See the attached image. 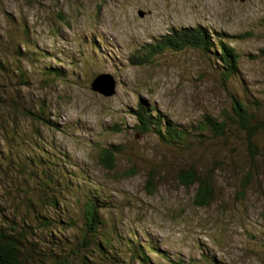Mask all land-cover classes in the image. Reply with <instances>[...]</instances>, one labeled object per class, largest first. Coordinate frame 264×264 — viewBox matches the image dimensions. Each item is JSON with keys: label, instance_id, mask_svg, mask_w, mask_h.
<instances>
[{"label": "rangeland", "instance_id": "1", "mask_svg": "<svg viewBox=\"0 0 264 264\" xmlns=\"http://www.w3.org/2000/svg\"><path fill=\"white\" fill-rule=\"evenodd\" d=\"M13 23L30 27L44 58L39 66L61 67L69 77L46 92L38 89L42 73L33 68L28 91L38 97L48 95L57 123L79 122L81 131L72 136L44 130L42 136L55 145L52 153L58 157L66 153L76 165L88 169L90 188L112 206L111 219L125 231L147 234L185 264H205L203 250L219 264H264V130L255 137L257 172L243 197H237L243 191L242 173L249 159L243 133L230 127L226 141L212 140L204 148L180 152L153 134L142 136L133 130L135 121L128 113L139 100L148 102L176 127L191 130L204 115L221 121L223 113L231 114L230 93L264 121V0H0V45L8 31L14 33ZM198 25L226 35L239 54L238 80L227 85L228 93L211 54L169 51L150 64H130L140 46L154 44L172 28ZM92 33L103 38L98 50ZM98 74H107L114 82L111 97L91 91ZM257 102L259 111L254 108ZM115 127L119 133L111 132ZM207 136L206 131L195 140ZM90 142L123 144L127 151L139 152L145 161L135 162L138 175L119 178L125 163L118 164L115 172L99 167ZM157 162L165 177L150 195L145 190L146 169ZM190 164L217 169L215 201L208 208H195L194 189L175 182V172ZM69 211L79 215L76 206Z\"/></svg>", "mask_w": 264, "mask_h": 264}, {"label": "trees", "instance_id": "2", "mask_svg": "<svg viewBox=\"0 0 264 264\" xmlns=\"http://www.w3.org/2000/svg\"><path fill=\"white\" fill-rule=\"evenodd\" d=\"M12 28L14 33L10 35L8 31L0 45L1 54L5 53L0 58V264H185L182 258L170 256L167 250L161 249L147 234L140 236L120 227L109 217L112 206L107 198L96 188H90L88 169L76 165L66 153L59 157L52 153L56 147L43 139L44 131L72 136L81 127L78 121L57 123L53 119L57 115H52L46 99L48 95L38 97L29 93L32 82L29 75L35 69L41 71L38 89L46 92L55 82L69 77L61 67L39 66L38 62L44 60L43 54L37 49L26 23L17 26L13 23ZM95 34L91 38L95 40L94 49L98 50L103 46V38ZM229 42L226 35L200 25L172 28L154 44L140 46L129 61L133 66H144L169 51L211 54L228 93L227 85L237 81L239 74V54ZM70 68L74 69L73 62ZM228 100L231 114L223 113L221 121L204 115L198 127L191 130L176 127L148 102L139 100L136 108L128 113L135 121L133 130L142 136L153 134L168 148L180 152L196 150L197 146L204 148L212 140L224 142L230 127L243 133L242 142L249 158L242 173L243 191L237 193V197H243L247 184L257 172L259 152L255 137L264 130V121L258 118L256 110L250 111L234 95L229 93ZM254 108L259 111L261 104L255 103ZM206 131L209 136L197 142L195 137L204 136ZM111 132L120 131L115 127ZM90 143L97 152L95 160L99 167L115 172L118 164L127 165L121 179L137 176L135 162L145 161L139 152H129L123 144ZM159 166L157 162L146 169L145 190L150 195L165 177ZM216 170L190 164L175 172V182L180 187L194 189L195 208H208L214 203ZM81 189L84 191L79 199ZM72 206L79 209V215L70 214ZM201 260L205 264H219L204 250Z\"/></svg>", "mask_w": 264, "mask_h": 264}, {"label": "water", "instance_id": "3", "mask_svg": "<svg viewBox=\"0 0 264 264\" xmlns=\"http://www.w3.org/2000/svg\"><path fill=\"white\" fill-rule=\"evenodd\" d=\"M114 86L115 84L109 75L101 74L91 83L90 89L93 92L101 94L103 97H111L114 95Z\"/></svg>", "mask_w": 264, "mask_h": 264}, {"label": "bare ground", "instance_id": "4", "mask_svg": "<svg viewBox=\"0 0 264 264\" xmlns=\"http://www.w3.org/2000/svg\"><path fill=\"white\" fill-rule=\"evenodd\" d=\"M100 162V161H99Z\"/></svg>", "mask_w": 264, "mask_h": 264}]
</instances>
